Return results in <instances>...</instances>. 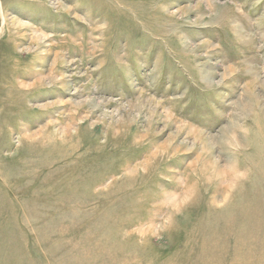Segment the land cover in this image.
Here are the masks:
<instances>
[{
	"label": "rangeland",
	"instance_id": "1",
	"mask_svg": "<svg viewBox=\"0 0 264 264\" xmlns=\"http://www.w3.org/2000/svg\"><path fill=\"white\" fill-rule=\"evenodd\" d=\"M0 264H264V0H0Z\"/></svg>",
	"mask_w": 264,
	"mask_h": 264
}]
</instances>
